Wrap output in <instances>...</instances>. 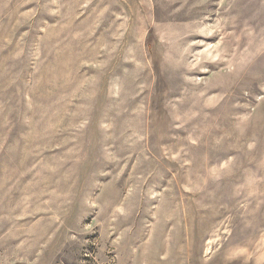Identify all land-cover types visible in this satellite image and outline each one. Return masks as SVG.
Returning <instances> with one entry per match:
<instances>
[{"label": "rangeland", "instance_id": "obj_1", "mask_svg": "<svg viewBox=\"0 0 264 264\" xmlns=\"http://www.w3.org/2000/svg\"><path fill=\"white\" fill-rule=\"evenodd\" d=\"M0 264H264V0H0Z\"/></svg>", "mask_w": 264, "mask_h": 264}]
</instances>
